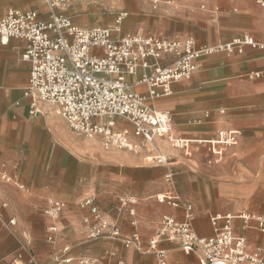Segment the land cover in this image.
Here are the masks:
<instances>
[{
  "label": "crops",
  "instance_id": "crops-1",
  "mask_svg": "<svg viewBox=\"0 0 264 264\" xmlns=\"http://www.w3.org/2000/svg\"><path fill=\"white\" fill-rule=\"evenodd\" d=\"M29 6V0H0V18L10 8L32 9ZM155 6V32L149 33L166 39L192 37L203 45L248 34L264 43V6L255 0H160ZM143 9L148 11L149 5ZM35 11L41 19L49 17L48 7ZM83 16L88 18L84 23L90 20ZM25 46L17 38L0 42V170L12 177L17 190L0 182V207L24 219L22 228L32 244H44L46 252L50 247L51 256L68 252L69 246L60 247L62 243L75 244L73 253L91 259L89 264H156L155 254L147 250L160 217L184 219L181 208L155 198L171 189L193 205L194 230L203 237L212 234L213 215L264 214V48L247 45L239 52L203 55L190 79L172 84L169 96L152 101L171 113L173 133L189 139L187 154L156 137L155 146L168 160L163 165L151 160L150 147L134 153L107 150L95 139L74 133L52 104H40L39 115L29 114V98L24 96L29 62L21 59ZM135 90L145 92V87ZM223 129L238 131L237 143L225 147L220 162H211L206 141ZM171 170L172 187L164 182ZM51 198L66 202L56 219L43 214ZM89 198L121 236L138 234L140 245L125 247L120 240L86 237L95 224L90 207L81 206ZM119 198L138 200L132 206L134 216L127 208L116 210ZM244 223L234 217V233L264 253V233L254 221ZM50 226L54 231H48ZM157 246L166 249L167 264H199L195 254L182 252L175 241ZM8 254L4 250L0 257Z\"/></svg>",
  "mask_w": 264,
  "mask_h": 264
},
{
  "label": "built area",
  "instance_id": "built-area-1",
  "mask_svg": "<svg viewBox=\"0 0 264 264\" xmlns=\"http://www.w3.org/2000/svg\"><path fill=\"white\" fill-rule=\"evenodd\" d=\"M66 0H46L49 17L41 19L33 9L10 8L0 18V42L8 38L26 42L23 61L29 62L28 84L24 96L29 98L28 113L40 114V104L49 103L66 121L69 129L78 135L95 139L107 150L123 149L142 152L147 147L154 151L151 160L168 165L167 158L154 144L156 137L164 138L169 145L184 149L188 142L176 136L171 128L170 112L157 109L152 101L169 96L172 84L186 82L196 69V60L221 51H241L244 46L264 48V43L248 34L238 35L231 41L218 44L197 45L192 37L170 39L157 34L127 33L120 29L96 25L83 27L57 12L59 3ZM158 1V0H157ZM157 1L152 0L153 4ZM264 6V0H255ZM260 72L254 74L259 76ZM129 77H134L133 82ZM144 86L145 92L135 90ZM239 132L231 129L218 131L216 138L207 140L213 161L223 154L225 147L237 143ZM0 170V182H11ZM173 171H167L164 182L170 187ZM156 200L168 206L181 208L183 220L163 214L149 249L156 256V264H167L166 249L159 242H177L182 252L195 254L199 264H264V253L251 249L245 236L234 233L232 219L238 217L244 224L254 221L255 227L264 233V214H218L211 217L212 234L198 235L193 226V205L186 202L172 189L157 194ZM116 208L128 209L134 216V198H119ZM81 206L90 207L95 224L88 228L89 239L109 238L120 240L128 247L140 245L135 232L129 237L120 235L115 223L103 219L101 210L93 205L91 198ZM43 214L58 218L66 202L48 199ZM13 222V220H12ZM135 225V221L132 222ZM52 226L48 231H54ZM53 239L51 235L48 236ZM56 264H89L91 259H74L72 256L53 255ZM27 264H37L30 257ZM120 264H123L120 262Z\"/></svg>",
  "mask_w": 264,
  "mask_h": 264
},
{
  "label": "rangeland",
  "instance_id": "rangeland-1",
  "mask_svg": "<svg viewBox=\"0 0 264 264\" xmlns=\"http://www.w3.org/2000/svg\"><path fill=\"white\" fill-rule=\"evenodd\" d=\"M29 2V7L35 10L42 9L43 6L47 7L46 0H29ZM158 3L153 4L152 0H128L124 6L120 0H66L59 3L57 11L70 16L75 23L83 27H93L99 24L119 28L120 34L134 32L148 34L155 32L153 14L156 10L155 5ZM143 5H149L148 11L143 9ZM84 14H87L90 19L86 23L83 21L88 18L86 19ZM221 159L222 157L217 162H220ZM209 160L214 162L212 158ZM7 184L10 189L16 190L12 182ZM6 208L0 207V253L7 250L9 254L6 259L0 257V264H27V260L31 256L34 257L37 264H56L51 256L50 247L46 252L47 246L44 244H32V241L28 239V232L22 228L24 219H20L19 215L12 210L7 212ZM57 226L59 229L62 228L61 220L58 221ZM66 245L69 246V250L63 255V258L68 257L69 254L84 258L79 253H73L72 249L75 244L62 243L60 247Z\"/></svg>",
  "mask_w": 264,
  "mask_h": 264
},
{
  "label": "bare ground",
  "instance_id": "bare-ground-1",
  "mask_svg": "<svg viewBox=\"0 0 264 264\" xmlns=\"http://www.w3.org/2000/svg\"><path fill=\"white\" fill-rule=\"evenodd\" d=\"M243 214H245V213H243ZM131 248V247H130Z\"/></svg>",
  "mask_w": 264,
  "mask_h": 264
}]
</instances>
